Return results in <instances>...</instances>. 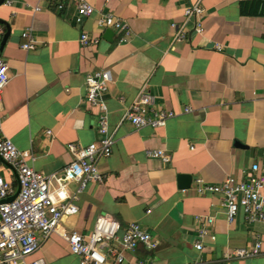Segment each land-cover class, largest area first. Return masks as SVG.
Masks as SVG:
<instances>
[{"label":"crops","instance_id":"1","mask_svg":"<svg viewBox=\"0 0 264 264\" xmlns=\"http://www.w3.org/2000/svg\"><path fill=\"white\" fill-rule=\"evenodd\" d=\"M8 1L0 7L6 32L10 28L3 49L0 37L10 78L2 94V128L19 150L31 153L36 171L61 172L73 160L69 143L100 140V109L86 100V76L112 74L103 100L116 143L99 163L105 181L80 194L78 214L65 218L30 260L80 264L61 233L90 234L97 217L108 215L123 228L140 223L159 242L153 251L125 252L128 263L194 264L203 258L207 264H264V224H250L242 213L230 223L220 195L196 191L198 178L220 184L228 176L244 177L254 163L264 174V0ZM79 2L95 8L80 25L74 20ZM196 4L206 9L203 34L173 48L171 24L184 23L185 8ZM37 6L40 12H34ZM108 14L128 23L127 41L119 43L123 33L114 31L112 40L105 38L98 20ZM27 30L37 40L29 52L21 47ZM82 32L100 42L82 46ZM143 92L178 115L164 128L135 129L125 116ZM150 149L165 150L171 161L148 157ZM0 172L18 188L1 159ZM178 174L193 177L190 189L178 188ZM76 188L71 184V191ZM211 216L217 239L199 253L197 230ZM257 241L259 256L228 258Z\"/></svg>","mask_w":264,"mask_h":264},{"label":"built area","instance_id":"2","mask_svg":"<svg viewBox=\"0 0 264 264\" xmlns=\"http://www.w3.org/2000/svg\"><path fill=\"white\" fill-rule=\"evenodd\" d=\"M5 3L11 2L7 0ZM64 8V2H60L58 9ZM40 11V7L34 8V12ZM94 12V6L87 2L77 3L74 15L76 24H82ZM205 15L206 9L200 4L185 8L186 21L180 25L171 24L173 48L185 42L192 34H203ZM190 22L192 26H189ZM98 25L104 31L110 29L123 33L119 43L127 41L132 34L128 23L112 14L101 16ZM5 33L6 26L0 23V37ZM22 38L24 42L21 47L24 51L36 49L37 40L31 30L25 31ZM79 41L85 47L97 45L100 38L92 39L88 33L82 32ZM217 49L221 50V47ZM9 80V65L0 57V159L16 171L20 186L18 196L11 202H4L14 196L18 188L0 172V264H44L40 259L30 258L39 251L43 242L58 232L65 218L78 214L80 194L91 183L102 184L105 181L99 163L112 155L116 143L110 133L108 111L103 100L112 82V74L109 70H100L86 76V100L100 109L97 125L100 140L88 145L69 143L67 148L73 160L61 172L48 175L36 171L29 163L31 153L19 150L3 131L2 94ZM190 111V108L184 110L185 113ZM177 115L172 110L159 108L155 97L143 92L127 110L125 117L135 129L140 130L164 128ZM46 134L51 136L52 131L48 130ZM147 156L161 159L165 163L171 161L163 149L147 150ZM71 184L77 185L74 191L70 189ZM196 191L201 195H220L230 223L242 213L248 223L264 224V174L258 163H254L244 177L228 176L220 184H207L198 178ZM214 221L212 216L201 221L195 242L199 253L206 249L207 241L214 243L217 239L211 231ZM61 236L69 244L72 254L79 257L80 264H152L146 260L128 263L125 252L135 253L139 248L153 251L159 246V242L140 223L132 222L123 228L119 221L108 215L97 217L90 234L63 231ZM260 254L262 243L257 241L252 247L234 250L228 258L247 259ZM194 264L207 263L199 258Z\"/></svg>","mask_w":264,"mask_h":264},{"label":"water","instance_id":"3","mask_svg":"<svg viewBox=\"0 0 264 264\" xmlns=\"http://www.w3.org/2000/svg\"><path fill=\"white\" fill-rule=\"evenodd\" d=\"M6 1L7 0H0V7L2 5H4ZM0 23L3 24V25H6V22L4 20H1V19H0ZM7 28H8V31L5 33V35L3 37V40H2V43H1V49L4 48L8 38L10 36V28L8 27V25H7ZM113 36H114V32L112 30L109 29V30L106 31L105 38L112 40ZM14 174L16 175V171H14ZM192 181H193V177L191 175H189V174H178L177 182H178V188L180 190H188V189H190L191 185H192ZM19 191H20V186H18V190H17L16 194L14 196L6 199L4 202L13 201L18 196Z\"/></svg>","mask_w":264,"mask_h":264}]
</instances>
